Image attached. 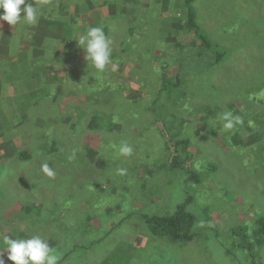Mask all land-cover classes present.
Masks as SVG:
<instances>
[{"label":"rangeland","instance_id":"obj_1","mask_svg":"<svg viewBox=\"0 0 264 264\" xmlns=\"http://www.w3.org/2000/svg\"><path fill=\"white\" fill-rule=\"evenodd\" d=\"M29 2L41 6L37 24L0 21V121L8 119V137L0 135V252L4 236L39 235L58 264H264V233H257L264 217V0H196L191 8L207 47L186 28V0ZM90 26L110 36L103 73L88 66L76 41ZM139 29L149 37H138ZM49 79L58 80L49 93L57 104L39 98ZM106 109L138 129L129 143L141 145L140 153L129 171L112 148L97 153L103 139L121 141L102 139L97 126H67V117ZM225 112L243 123L224 130ZM107 123L100 118L98 126ZM43 131L59 141L68 133L65 159L47 153ZM22 150L35 160L18 161ZM45 162L54 177L35 169ZM184 204L195 217L190 240L153 234L148 217L172 218Z\"/></svg>","mask_w":264,"mask_h":264},{"label":"clouds","instance_id":"obj_2","mask_svg":"<svg viewBox=\"0 0 264 264\" xmlns=\"http://www.w3.org/2000/svg\"><path fill=\"white\" fill-rule=\"evenodd\" d=\"M23 6V7H22ZM40 5L33 6L29 0H0V21L7 22L8 25L19 24L35 25L40 16ZM24 13L22 16L21 13ZM78 46L83 50L84 59L88 66L97 72L103 73L111 63L112 49L102 26H90L76 39ZM223 121L222 127L226 131H231L237 125L243 123L240 117H234L231 112H225L220 117ZM110 148L118 156L130 157L133 155V148L127 142L120 144H110ZM41 172L47 177H54L55 171L49 163L41 164ZM126 169L118 168L119 175H125ZM4 251L0 252V264H5L4 255L12 264H58L59 257L55 253L46 238L39 235L29 238H12L4 236L2 238Z\"/></svg>","mask_w":264,"mask_h":264},{"label":"trees","instance_id":"obj_3","mask_svg":"<svg viewBox=\"0 0 264 264\" xmlns=\"http://www.w3.org/2000/svg\"><path fill=\"white\" fill-rule=\"evenodd\" d=\"M195 1L196 0H186V2H185V4L188 7V12H189V17H188V20L186 22V28L188 29V31H190V33L193 32V33H195L196 36L200 37V39L202 41V44L207 47V46H209V44L206 41L204 35L201 34V30H200V28H199V26L197 24L196 11H195V9L193 10L191 8L192 5L195 3ZM145 21H147V18H146ZM104 32H105L107 38H109L108 37L109 34L107 33V30H105ZM130 32H128V33L132 34ZM127 37H126V39H127ZM130 37H132V36H130ZM140 37L144 38L142 36H140ZM145 38H147V37H145ZM203 45H200L199 48H201ZM78 64L80 65L81 63H78ZM57 81L58 80L54 79V82H51V79H49V81H47L49 83V85L47 87H45V88H44V85H43L42 88H41V89H44V91L46 92V93H43L46 97H44V95L42 94V95L39 96V98L43 97V99H42L43 101L48 99L49 100V105H51V102L54 103V104L55 103L57 104V98L56 97H51L50 94H49L52 91L54 85H56V87L58 86ZM161 92H162V90H161ZM63 98H65L64 95L61 97V100L59 102V106L61 105V102H62ZM40 102H42V101H40ZM36 108H37V106L34 107L32 109V111H30V112L34 113ZM58 109H59V107H58ZM52 111L53 112L57 111V105H55V107L52 108ZM72 111H73V108H72ZM39 113H41V114L44 113L45 116L49 115V112L46 109H43L42 111H39ZM69 114H71V113H69ZM50 118H51V116H50ZM79 118H80V116H79ZM67 119H68V121H66L68 123L67 126H70V125L74 126L75 125L76 129H78L77 127L79 125H81L82 128H83V126H85V121H88L89 117H88V115H85V113H84V114H82L80 119H77V118L73 119L72 117H70V118L67 117ZM7 120L8 119H3V121H0V128H1L0 135L2 137L3 136L8 137V136H6L7 132L3 130V128H4L3 126L6 125L7 122H5V121H7ZM32 120L33 119H29V120L20 121V122H21V125H26L28 123H31ZM41 120H42V118H41ZM92 120H93V117H91L90 123L92 122ZM96 120L98 121L99 119L97 118ZM43 122L46 123L44 120H43ZM44 125L45 126L47 125L50 130H52L54 128V125H51V124H48V123H46ZM27 127H28V125H27ZM56 130H57V128H56ZM53 133H49L48 132V134H47L46 131L45 132L43 131V133H42L43 136H50L49 141L51 140V142H49V145L47 144L48 145V149L46 151H47L48 154H50L52 152L53 153L54 152L57 153V150H58L59 151V157L61 159H65L66 158V154H65L66 147H65V145L62 144V142L66 141V139H69L71 141L70 136L68 135V133H65V136L63 137V139L61 141H59V138H57V135H55ZM37 134H34V132H33L32 136L33 135H37ZM40 135H41V132H40ZM51 135H53V137ZM58 136H62V134L59 133ZM33 137L35 138V136H33ZM142 148H144V147H142ZM97 153H99V152H97ZM14 157L17 158L18 161H23L25 163L26 162L27 163H31L32 161L35 160L32 152L30 150L29 151L28 150L18 151L17 153H15ZM35 167H36L35 169L40 170L37 166H35ZM81 180H84V178L81 177ZM35 186H37V182L36 181H35ZM57 206H59V205L57 204ZM28 210H30V209H28L26 206L21 209V211H26V212ZM56 211H57V209H56ZM30 212H31V210H30ZM146 221L149 224V226L151 227L153 234H155L157 236L168 237L172 241H188V240L191 239L190 233H191V230L193 229V226H194V223H195V217L191 213L187 212V204H184V205H181L179 207L177 213L172 218H164V217H160V216H155V217H152V218L148 217V219H146ZM258 224H259V227L257 229V233H259V234L260 233H264V217L259 219Z\"/></svg>","mask_w":264,"mask_h":264},{"label":"crops","instance_id":"obj_4","mask_svg":"<svg viewBox=\"0 0 264 264\" xmlns=\"http://www.w3.org/2000/svg\"><path fill=\"white\" fill-rule=\"evenodd\" d=\"M147 18V17H146ZM138 31H140V32H138L137 34H138V37H140V36H142V34H143V36L142 37H149L148 35L150 34V33H148V32H141V30H138ZM130 32V31H129ZM131 33V32H130ZM192 34H194L193 32H192ZM134 35V33H132V34H129V36H133ZM154 36L156 37V36H159V33H155L154 34ZM108 39L110 40V36L108 35ZM118 38H122V37H125V35H122V33H119V35L117 36ZM69 70V69H68ZM94 100L95 101H98L99 100V98H98V95H94ZM131 112V114H132V116L133 115H140V111H128V113H130ZM120 113V111L119 110H108V109H106L105 111H102L101 112V110H96L92 115H89L88 117H93V120H92V122L90 123V125L88 126V127H83V128H88V129H92V131H93V129L97 126V130H100V129H102L100 132L102 133V135H101V138L103 139V134H105V133H107V134H109L110 135V137H111V139H117V140H119V141H125V142H127L130 146H132V148H133V155L132 156H130V157H123V158H125V160L127 161V164H126V166L125 167H127L128 168V171H129V168L131 167V165H133V164H131L130 163V160H136V158H135V156L137 155V154H139L140 152L138 151V148H140V146L141 145H138V144H136L135 146L136 147H134L133 145H131L130 143H129V139H130V135L132 134H136V133H138V129L134 126V125H132V123L130 122L129 123V125L127 126V127H125L123 124H121L120 122H115V120L114 119H116V115L117 114H119ZM142 115H146V112H143L142 111V114L140 115V116H142ZM81 116V115H80ZM99 119L100 120V118H105L106 119V121L108 122L107 123V125H103V126H98L99 125V120L97 121L96 119ZM130 118V116H128L126 119H129ZM76 128V127H75ZM77 128H80V130L82 131V127H81V125H79ZM91 131V132H92ZM111 133V134H110ZM113 134H116V135H113ZM97 137H98V134L96 135ZM100 141H101V139H99ZM100 147H98L97 148V150H98V152H99V154L100 153H102V152H104V151H106L107 149H109V150H111V148L108 146V145H110L109 144V142H107V141H105L104 139L100 142ZM118 144H120V142H118L117 143V145ZM87 147V146H86ZM94 155H97V153L95 152L94 153ZM123 158L121 159V160H119V162L120 161H123ZM97 160L98 158H97V156H94L93 158H92V160L91 161H93V160ZM95 167V166H94ZM118 167H122L121 165H118ZM95 169L97 170V168L95 167ZM102 172H103V170H101ZM74 176H75V178L77 179V177H78V173H75L74 174ZM79 180H81V177H79ZM27 185H24V186H22L21 188H24V187H26ZM80 212V211H79Z\"/></svg>","mask_w":264,"mask_h":264}]
</instances>
